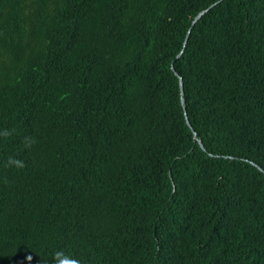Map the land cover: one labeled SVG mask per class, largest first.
I'll use <instances>...</instances> for the list:
<instances>
[{
    "label": "trees",
    "instance_id": "16d2710c",
    "mask_svg": "<svg viewBox=\"0 0 264 264\" xmlns=\"http://www.w3.org/2000/svg\"><path fill=\"white\" fill-rule=\"evenodd\" d=\"M5 129L0 264H264V0H0Z\"/></svg>",
    "mask_w": 264,
    "mask_h": 264
},
{
    "label": "clouds",
    "instance_id": "9594fccd",
    "mask_svg": "<svg viewBox=\"0 0 264 264\" xmlns=\"http://www.w3.org/2000/svg\"><path fill=\"white\" fill-rule=\"evenodd\" d=\"M13 131L14 130L10 131L5 129L2 133H0V135H3L4 137H8L12 135ZM23 142L25 148L31 149L32 146L37 143V140L35 137L26 136ZM12 166L16 167L17 169H24L26 167L25 162L23 160L10 156L7 159L5 167H12ZM5 183H7L6 179H5ZM54 260H55V264H80L79 260L71 259L70 257L66 256L63 251H57L54 254Z\"/></svg>",
    "mask_w": 264,
    "mask_h": 264
},
{
    "label": "water",
    "instance_id": "95a60500",
    "mask_svg": "<svg viewBox=\"0 0 264 264\" xmlns=\"http://www.w3.org/2000/svg\"><path fill=\"white\" fill-rule=\"evenodd\" d=\"M208 10L204 11V12H201L196 18L195 20L193 21V25H195V23L207 12ZM181 87L183 88V84L181 83ZM186 115V119H187V123L188 125L192 128L189 120H188V116H187V113L185 114ZM193 129V128H192ZM194 131V130H193ZM194 137L196 140H198L199 144L201 145V147H203V144L202 142L198 139V136L196 134V132L194 131ZM260 170H262L260 167H259Z\"/></svg>",
    "mask_w": 264,
    "mask_h": 264
}]
</instances>
